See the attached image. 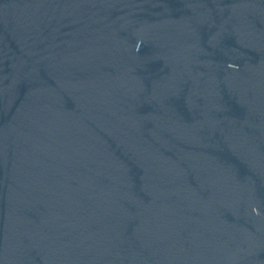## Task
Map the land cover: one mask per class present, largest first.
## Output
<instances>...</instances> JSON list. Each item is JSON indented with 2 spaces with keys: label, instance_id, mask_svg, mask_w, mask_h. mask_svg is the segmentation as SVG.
<instances>
[{
  "label": "water",
  "instance_id": "1",
  "mask_svg": "<svg viewBox=\"0 0 264 264\" xmlns=\"http://www.w3.org/2000/svg\"><path fill=\"white\" fill-rule=\"evenodd\" d=\"M0 264H264V0H0Z\"/></svg>",
  "mask_w": 264,
  "mask_h": 264
}]
</instances>
